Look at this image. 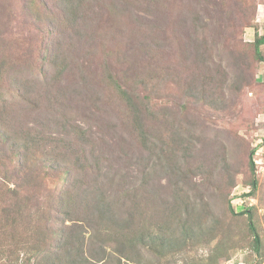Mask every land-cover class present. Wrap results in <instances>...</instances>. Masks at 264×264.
Returning <instances> with one entry per match:
<instances>
[{"label":"rangeland","instance_id":"1","mask_svg":"<svg viewBox=\"0 0 264 264\" xmlns=\"http://www.w3.org/2000/svg\"><path fill=\"white\" fill-rule=\"evenodd\" d=\"M257 34L264 0H0V97L41 102L39 79L54 96V131L79 125L75 138L54 132L73 140L71 154L41 169L22 231L0 239V264H27L46 219L69 231L59 200L77 153L131 179L120 188L136 214L129 237L146 236L121 264H264Z\"/></svg>","mask_w":264,"mask_h":264},{"label":"trees","instance_id":"2","mask_svg":"<svg viewBox=\"0 0 264 264\" xmlns=\"http://www.w3.org/2000/svg\"><path fill=\"white\" fill-rule=\"evenodd\" d=\"M263 43L264 35L257 34L253 45L255 57L260 61H264L261 51ZM13 67L12 63L10 69ZM2 76L0 72V78ZM35 84L38 85L35 89L39 98L43 100L41 102L33 99L27 104L21 99L9 104L7 98L0 97V135L5 134L4 139L0 138V200L3 199L5 204L0 208L1 240L14 231H22L20 220H24V212L29 208L26 203L33 197L31 190L36 186L35 182L41 175V169L48 162L53 165L57 162L53 159H58L55 154L63 156L71 154L69 150L73 148V140L58 138L56 133L57 136L71 135L74 138L79 133V125H76V129L67 130L69 125L66 122L60 123L63 132L54 131V126L58 124L52 102L54 96L51 90L43 91V81L35 79ZM81 84L85 87L83 83ZM40 89L43 94L39 92ZM33 114L34 119L30 120ZM80 129L82 131L83 128ZM83 131L81 139L84 140L85 134L89 132L87 129ZM253 154L254 152L250 156L252 169L255 166ZM74 156V167L69 168L68 172L65 171L68 181L66 188L60 193L62 195L59 200L63 220H71L72 223L69 226L64 225L69 231L49 227L44 223L46 219L43 221L44 226L37 227L38 236L34 240L36 245L33 255L29 257L33 264H103L108 261L109 256L113 259V255H116L119 264L121 257L131 260L132 257L128 254L134 251L138 242L146 236L138 233L129 237L136 223V214L133 201L132 206L127 207L123 200L124 197L131 199V194L126 191H123L126 192L123 194L120 188L124 187L123 184L128 186L131 179L122 172L119 176L102 171L98 159L93 161L88 158L82 162L80 153ZM81 167L85 172L77 180L76 169ZM253 186H256V181L253 182ZM107 224L123 230L127 240H120L117 233L112 234ZM251 229L255 232L253 223ZM86 233L90 235L87 236ZM255 235V242L258 244L260 239L256 232ZM110 237L119 243L114 249L116 254L107 252L106 247L112 241ZM30 258H27V264H30Z\"/></svg>","mask_w":264,"mask_h":264}]
</instances>
